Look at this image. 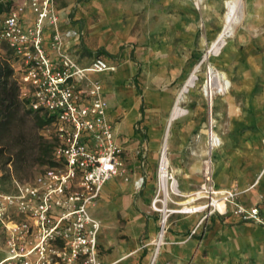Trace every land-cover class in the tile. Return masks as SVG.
I'll list each match as a JSON object with an SVG mask.
<instances>
[{
  "label": "crops",
  "instance_id": "crops-1",
  "mask_svg": "<svg viewBox=\"0 0 264 264\" xmlns=\"http://www.w3.org/2000/svg\"><path fill=\"white\" fill-rule=\"evenodd\" d=\"M109 5L117 6L116 0H55L57 27L62 34L70 31V35H63V48L80 65H88L96 57L116 65L113 71L93 74L102 85L114 136L122 147L123 163V170L103 185L95 205L90 208L101 223L99 258L106 263L146 264L158 226V215L148 207L155 186L158 152L181 89L178 81L187 71V58L181 55L191 46L193 40L189 37L194 38L196 31L186 13L157 15L152 5L146 4L147 12L139 21L153 39L152 46L135 41L109 43L104 32L108 28L103 24L110 18L104 12V7ZM33 17L27 9L24 24L30 25ZM260 18V26L249 23L248 29L230 43L227 94L220 99L213 97L211 104L207 98L206 101L198 98L195 110L171 126L167 153L178 188L186 197L190 194L187 192L201 183L203 155L211 153L215 186L235 188L238 185L242 191L240 200L247 207L258 205L264 217V15ZM53 30L45 26L42 41L51 56ZM172 37L174 46L167 45L166 39ZM156 40L160 44H154ZM155 51L159 55L145 62L142 54ZM172 52L176 56L172 57ZM186 98L185 94L182 102H188ZM207 106L224 123L222 131L219 126L217 133L229 134L221 136L224 146L219 148L212 145L210 148L204 136L207 133L202 123ZM139 177H144V183L138 188L135 181ZM198 218L197 214H190L172 219L155 264H213L219 262L217 251L227 252L226 256L234 264L241 260L264 262V224L244 221L231 212L227 216L215 214L186 243H179ZM219 247H228V251L217 250ZM153 249L155 252V245ZM4 254V245L0 243V259Z\"/></svg>",
  "mask_w": 264,
  "mask_h": 264
},
{
  "label": "built area",
  "instance_id": "built-area-1",
  "mask_svg": "<svg viewBox=\"0 0 264 264\" xmlns=\"http://www.w3.org/2000/svg\"><path fill=\"white\" fill-rule=\"evenodd\" d=\"M27 9L34 15L30 25L23 20ZM57 22L55 0H14L0 13V44L6 43L16 57L12 65L19 97L30 109L52 115L41 134L52 143L53 160L26 181L13 179L12 191H0L5 252L0 264H116L99 258L101 223L90 212L103 185L123 170L122 147L114 136L103 88L92 77L113 71L116 65L101 57L80 65L63 48V35L70 31L60 33ZM47 25L54 29L53 56L42 45ZM143 183L144 177L135 181L138 188ZM190 193L195 199L189 204L174 199L183 193L169 165L163 185L159 159L150 205L158 214V238H165L173 214L199 216L189 237L214 214L231 212L244 221L264 224L259 206L247 207L236 188L216 187L209 167L203 171L200 187Z\"/></svg>",
  "mask_w": 264,
  "mask_h": 264
},
{
  "label": "rangeland",
  "instance_id": "rangeland-1",
  "mask_svg": "<svg viewBox=\"0 0 264 264\" xmlns=\"http://www.w3.org/2000/svg\"><path fill=\"white\" fill-rule=\"evenodd\" d=\"M6 1V0H2ZM115 1V0H114ZM225 0H139V4L136 3V0H116L117 6H106L104 7L106 15H110V18H106L105 22L103 23L104 26L108 29H106L105 36L107 39V42L113 43L116 45L119 44H125L129 43L130 41H135L139 44H143L145 46H152L153 42H151V38L148 36V32L145 31L144 28H142V22L139 21L143 14H145L147 11L146 4L152 5L154 9V13L157 15H179L180 12L186 13L187 17H189L192 22L191 26L194 27L196 31L195 37H189V40H193L192 43H190V47L188 48L186 53H183L181 56L182 58H187L186 63V69L187 71L182 75V79L178 81V88L180 89L181 86H183L184 81L187 80V78L190 76V74L194 71L195 68H198L196 72V81H195V87L193 86L190 88V91L186 93V101L188 102H182L180 104L181 107V114L173 121L171 126L181 117L186 116L189 114L190 111L195 110L196 101H198V98L202 97L204 100L209 101V104L212 103V96H208L205 91L204 87L206 85V82L208 80L209 76V70L212 69L218 74H224L225 77L230 80V63L228 62V52L230 51V46L234 40L240 37L241 32L244 31L246 26L251 23L255 26H260L261 24V15H264V0H244V8L243 13L241 15L240 21L236 24L235 29L233 33L225 38L224 44L219 48L217 52L212 50V44L216 40L218 33L221 30L222 24H223V18L225 14ZM103 8V7H102ZM103 9V10H104ZM153 12V11H152ZM115 17L111 18V15H114ZM136 18V19H135ZM260 28V27H259ZM146 32V33H145ZM145 33V34H144ZM158 41V42H157ZM174 38L171 39L167 38L166 43L167 45L174 46ZM154 44H160L159 40H156V43ZM153 50V49H152ZM147 51H149L147 49ZM157 51V50H156ZM155 51V52H156ZM158 52L156 53H150L146 52V54H142V56L145 58L144 61H148L149 57L158 56ZM169 55V54H168ZM172 57L176 56L175 54H171ZM179 56V55H178ZM142 59V57H141ZM95 75V74H94ZM94 75H92L93 78ZM98 78V77H96ZM216 78V79H215ZM213 79L214 86L220 84L221 77L216 76ZM230 82V81H229ZM192 91V93H191ZM228 90H226L225 93H217L213 95V97H216L215 99H220V97L225 96L227 94ZM204 101V102H205ZM206 105V103H205ZM172 108V107H171ZM171 110V109H170ZM169 112L167 113V116L164 121V127L166 125L167 119L169 117ZM207 110V111H206ZM205 117L203 118L204 124L203 127L206 128L205 132L207 135L205 136L208 138V132L210 128L215 132L219 139V144L215 146V148H219L224 146V140L221 139V136H228L227 133L219 134L217 133V129L220 126V130L222 129V125L224 123L219 122L217 116L213 115L212 110L210 109V106L205 107ZM213 118L214 122L211 123V119ZM217 130V131H216ZM222 131V130H221ZM208 142V139H207ZM206 145V141H205ZM162 148H159L158 152V159H157V167H156V175L154 179V191L152 194V197L150 198V201L148 203L149 211L153 212L150 208L151 200L155 194L156 190V178H157V169L159 165V159L162 152ZM206 149V147L204 146ZM168 151H166V155L168 157ZM192 152H195L194 150ZM43 166H36L33 172L32 177L41 169ZM210 168L211 173L213 171V161H212V155L204 154L203 155V170L201 173V178L203 180V171L205 168ZM169 168L173 170L171 163L169 161ZM6 169V168H5ZM2 166L0 165V191H12L13 190V179H16L15 177H12L11 179L6 175V171ZM174 171V170H173ZM31 178V177H30ZM213 178V177H212ZM202 182V181H201ZM199 183L195 189L192 191L197 190L200 187ZM236 189L239 191V198L241 196L242 191L239 190V186L235 185ZM251 186H254L252 184ZM192 191H189L187 193H190ZM182 192V191H181ZM184 194V192H182ZM185 193V194H187ZM186 198V195H182L180 197H175L174 199L178 202H182ZM241 201V200H240ZM242 202V201H241ZM243 203V202H242ZM172 207H177L179 205L171 204ZM261 212V210H260ZM156 215H158L156 212H153ZM230 212L221 215V216H227ZM190 214H173L169 217L167 222V231H169L171 227V221L176 216V218L188 216ZM215 215V214H214ZM220 215V214H216ZM262 215V213H261ZM263 217V215H262ZM264 219V217H263ZM255 223V222H252ZM263 225V224H262ZM158 231L159 227L157 226V229L154 234V240L158 238ZM189 232H186L183 237H181V240L179 243H186L189 238ZM167 233V232H166ZM166 235V234H165ZM0 243H3V236L0 231ZM165 243V238L163 239V244ZM152 252L150 253L149 261L146 264H151V258L154 253V244H151ZM217 250H225L228 251V247H219ZM219 262H215L213 264H234L233 260L228 259V255L226 256L227 252H219ZM261 261H247V260H241L237 261L235 264H264L260 263ZM156 263V258L153 264ZM212 264V263H210Z\"/></svg>",
  "mask_w": 264,
  "mask_h": 264
},
{
  "label": "trees",
  "instance_id": "trees-1",
  "mask_svg": "<svg viewBox=\"0 0 264 264\" xmlns=\"http://www.w3.org/2000/svg\"><path fill=\"white\" fill-rule=\"evenodd\" d=\"M14 0H0V13L7 11ZM16 57L6 44H0V165L11 179L26 181L36 166L52 165V143L41 129L52 120L48 112L27 107L19 97L13 62Z\"/></svg>",
  "mask_w": 264,
  "mask_h": 264
},
{
  "label": "bare ground",
  "instance_id": "bare-ground-1",
  "mask_svg": "<svg viewBox=\"0 0 264 264\" xmlns=\"http://www.w3.org/2000/svg\"><path fill=\"white\" fill-rule=\"evenodd\" d=\"M224 5H225L226 10H225L224 18H223V24H222L220 32L218 33L216 40L212 44V50L215 52H217L219 50V48L224 44L225 38L230 36L233 33L235 26L240 21L241 15L244 11L243 10L244 0H225ZM197 70H198V68H195L194 71L187 78V80L184 82L183 86L180 89L179 95L176 99V102L174 104V107L170 113L168 125L166 128V133H165V141L163 142V148H162L161 157H160V176H161L163 185H165V170L169 165V159L166 155V151L168 149V139H169L170 132H171V130H170L171 124L182 112L180 104L183 101L185 94L190 90V88H192L195 85ZM216 76L221 77L222 82H220V84L214 86L213 85L214 84L213 79ZM229 86H230V82L228 81V79L225 77L224 74H218L217 72H215L212 69L209 70L208 80H207L206 85L204 87V91L208 96L210 95L213 98V95H215L217 93H225L226 90L229 89ZM213 122H214V120L212 118L211 123H213ZM208 144H209L210 148H212L211 145L217 146L219 144V139H218L217 135L215 134V132L212 130V128H210V130L208 132ZM192 194H194V193H190L186 197L187 199L183 202H180V203L181 204L191 203L195 199L194 195H192ZM187 207L188 206H185V208H187ZM153 242L155 245V252L153 254L151 264H153V262L155 261L157 253L159 251V248H160L161 244L163 243V239H162V237H159L158 239L154 240Z\"/></svg>",
  "mask_w": 264,
  "mask_h": 264
}]
</instances>
